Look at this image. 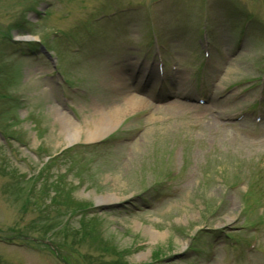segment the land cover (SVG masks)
Listing matches in <instances>:
<instances>
[{
	"label": "rangeland",
	"instance_id": "1",
	"mask_svg": "<svg viewBox=\"0 0 264 264\" xmlns=\"http://www.w3.org/2000/svg\"><path fill=\"white\" fill-rule=\"evenodd\" d=\"M204 23L224 35L209 68ZM154 37L185 94L214 93L208 116L155 102L172 79L159 95L130 85ZM125 92L149 104L87 142ZM259 97L264 111V0H0V264H264V120L234 119Z\"/></svg>",
	"mask_w": 264,
	"mask_h": 264
},
{
	"label": "bare ground",
	"instance_id": "2",
	"mask_svg": "<svg viewBox=\"0 0 264 264\" xmlns=\"http://www.w3.org/2000/svg\"><path fill=\"white\" fill-rule=\"evenodd\" d=\"M126 78H127V76H125L124 81ZM125 95H126V102H123L122 105L119 104V106L115 109V111L112 110L111 112H109V111L100 112L102 114L99 115V118L88 123L89 127L87 129V133H88V136L90 138L88 140H86L87 142L98 141V140L104 138L109 133L103 134V132H105L111 128H115L117 125V123H116L117 119L121 118L122 116L129 117L130 114L141 110L140 107H143V106H146L149 104L148 102H146L142 99L134 97L133 95H128L126 93H125ZM184 105H185L184 103H182V105L181 104H175V105H173V108H171V109L179 110V108H186L187 106H184ZM100 108L103 109V106L99 105L97 108H95L96 113H98ZM194 108L196 109V111L198 113H202L201 115H205L208 113L207 109H201L199 107H194ZM53 113H54V115L57 116V118H56L57 124H59L61 126V132H62L61 135H63L66 138V141L69 142V145H72V144L78 142V139L81 135V132H80L81 127L78 125V123L73 122L71 118L66 116L65 113L62 111V109H56L55 108L53 110ZM208 115H209V113L207 114V116ZM206 118L204 117V119H206ZM133 148H134V145H133ZM172 152H173V150H172ZM101 202H110V201L104 200ZM159 236L162 237V234L157 235V237H159Z\"/></svg>",
	"mask_w": 264,
	"mask_h": 264
}]
</instances>
